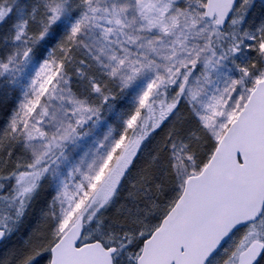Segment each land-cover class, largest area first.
<instances>
[{"label":"snow or ice","instance_id":"6c2138e0","mask_svg":"<svg viewBox=\"0 0 264 264\" xmlns=\"http://www.w3.org/2000/svg\"><path fill=\"white\" fill-rule=\"evenodd\" d=\"M0 264H264V0H0Z\"/></svg>","mask_w":264,"mask_h":264}]
</instances>
